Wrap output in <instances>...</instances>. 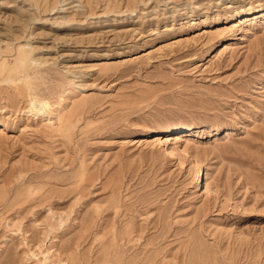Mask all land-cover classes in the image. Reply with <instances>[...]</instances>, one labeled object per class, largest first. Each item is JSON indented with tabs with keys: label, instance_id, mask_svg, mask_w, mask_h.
<instances>
[{
	"label": "rangeland",
	"instance_id": "374dc122",
	"mask_svg": "<svg viewBox=\"0 0 264 264\" xmlns=\"http://www.w3.org/2000/svg\"><path fill=\"white\" fill-rule=\"evenodd\" d=\"M0 264H264V0H0Z\"/></svg>",
	"mask_w": 264,
	"mask_h": 264
},
{
	"label": "bare ground",
	"instance_id": "6f19581e",
	"mask_svg": "<svg viewBox=\"0 0 264 264\" xmlns=\"http://www.w3.org/2000/svg\"><path fill=\"white\" fill-rule=\"evenodd\" d=\"M34 104H35V103H34ZM39 106L42 107L43 105H42V104H39ZM41 110H43V109H41ZM205 188H207L206 185H205Z\"/></svg>",
	"mask_w": 264,
	"mask_h": 264
}]
</instances>
